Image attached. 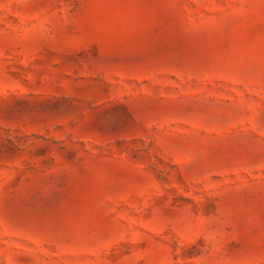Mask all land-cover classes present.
I'll use <instances>...</instances> for the list:
<instances>
[{
    "label": "rangeland",
    "instance_id": "rangeland-1",
    "mask_svg": "<svg viewBox=\"0 0 264 264\" xmlns=\"http://www.w3.org/2000/svg\"><path fill=\"white\" fill-rule=\"evenodd\" d=\"M0 264H264V0H0Z\"/></svg>",
    "mask_w": 264,
    "mask_h": 264
}]
</instances>
